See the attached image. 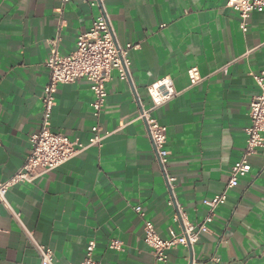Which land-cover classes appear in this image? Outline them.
<instances>
[{
  "label": "crops",
  "instance_id": "1",
  "mask_svg": "<svg viewBox=\"0 0 264 264\" xmlns=\"http://www.w3.org/2000/svg\"><path fill=\"white\" fill-rule=\"evenodd\" d=\"M101 3L116 45L138 46L130 51L127 78L112 72L97 117L88 82L60 85L50 129L87 145L98 126L104 138L7 192L0 264H40L26 232L52 251L54 264H81L90 241L100 264H264V149L248 159L250 172L228 191L194 246H176L166 263H156L143 233L145 220L162 240L169 231L181 233L179 211L199 224L207 214L203 201L224 190L245 148L249 104L258 93L253 76L264 72V12H252L242 31L227 0ZM98 14L81 0H0V181L21 168L29 136L41 125L52 42L60 56L69 55ZM193 67L202 81L190 86ZM163 77L176 96L153 113L166 130L161 165L137 116L150 105L147 88ZM111 241L120 249L109 248Z\"/></svg>",
  "mask_w": 264,
  "mask_h": 264
},
{
  "label": "built area",
  "instance_id": "2",
  "mask_svg": "<svg viewBox=\"0 0 264 264\" xmlns=\"http://www.w3.org/2000/svg\"><path fill=\"white\" fill-rule=\"evenodd\" d=\"M63 4L67 0H60ZM90 7H96L99 14L92 23L90 29L81 33L76 39L75 50L67 56H60L57 52V40L52 42L49 56L45 61V67L49 71L48 82L44 88L42 98V119L38 130L30 134V150L21 168L0 181V208L6 206V194L14 186L19 184H32L39 178L56 170L71 159L77 157L90 146H99L104 138L98 126L91 128L92 136L87 145L77 141H70L60 133L50 129V115L55 102L57 88L64 84H73L78 80H85L93 95L91 109L93 116L97 117L106 98V84L112 78V72L116 71L120 80H125L130 67V51L138 46L127 44L124 47L116 45L107 16L102 7L101 0H81ZM227 8L236 12L240 19V28L246 31V20L252 12H264V0H227ZM190 86H195L202 81V77L196 67L187 71ZM258 93L249 104V124L244 129L245 148L240 158L234 162L230 169L229 179L224 190L209 200L203 201L207 208L205 218L199 224H190L182 212H178L176 219L182 223V232L179 234L169 231V239L162 240L155 232L150 221L143 222L144 244L149 248L156 263H166L168 251L176 246L191 248L198 242L200 233L207 232V225L214 217L215 209L226 202L227 193L238 184V179L250 172L248 159L264 149V72L253 76ZM150 100L148 108H142L137 118L143 121L148 130L155 155L161 165L165 164L168 152L165 150V127L161 126L153 113L175 96L173 82L169 77H163L147 88ZM170 190L174 188L173 178H167ZM168 205H172L169 200ZM133 211L140 217L143 216L140 207H134ZM27 237L37 250L40 264H54L52 251L39 245L33 239L31 233L26 232ZM121 242L111 241L109 248L120 249ZM95 244L88 242L85 249V258L81 264H100L93 258Z\"/></svg>",
  "mask_w": 264,
  "mask_h": 264
}]
</instances>
